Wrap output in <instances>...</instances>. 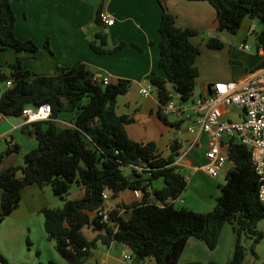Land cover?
Listing matches in <instances>:
<instances>
[{"label": "trees", "instance_id": "1", "mask_svg": "<svg viewBox=\"0 0 264 264\" xmlns=\"http://www.w3.org/2000/svg\"><path fill=\"white\" fill-rule=\"evenodd\" d=\"M216 8V29L237 32L246 16L262 24L257 31L258 46L264 45V0H209ZM159 24L160 56L158 66L149 79L160 101L158 114L163 122L179 126L182 119L171 121L162 104L171 99L186 102L193 98L199 67L196 64L200 48L191 37L197 33L192 26L176 24L165 0ZM16 13L11 0H0V44L18 52L39 50L32 38L16 34ZM108 34L96 32L91 46L98 52H114L121 42L107 47ZM46 46L49 47V41ZM212 47H222L218 35L208 38ZM18 55L7 72L0 60V111L6 115H20L26 105L48 102L51 117L33 121L38 145L25 154L24 163L12 164L0 171V222L19 204L22 188L32 182L51 184L64 200L60 206H44V225L56 248L71 264H92L89 258L98 243H123L137 259L154 257L160 264H178L188 238L195 235L214 248L225 222H236L238 237L233 253L226 264H244L248 246L242 234L252 236L250 249L264 238L258 228L264 219V202L259 198V177L254 167L250 147L237 137H229L228 157L232 162L226 180L219 182L220 194L213 208L201 211L174 202L187 187V176L175 164L181 144L173 140L170 153L164 156L153 140L131 138L126 125L134 121L132 115L119 113L117 98L126 93L131 79L120 77L116 82L97 79L86 62L57 65L54 74L35 72ZM7 80L12 84L8 85ZM171 83V88L168 87ZM179 93L180 95H177ZM72 114V125L60 126L59 113ZM17 146L0 150V162ZM130 167L131 174L125 171ZM163 178L164 184L154 185ZM83 188L80 197L68 196L73 182ZM140 188L142 195L131 201L123 199L109 207L107 201L120 196L125 189ZM108 197H104V193ZM108 208L109 217L101 221L99 209ZM88 226L96 230L93 237L84 232ZM0 262L11 264L0 250ZM49 264H61L51 259ZM184 264H217L214 260H200Z\"/></svg>", "mask_w": 264, "mask_h": 264}, {"label": "crops", "instance_id": "2", "mask_svg": "<svg viewBox=\"0 0 264 264\" xmlns=\"http://www.w3.org/2000/svg\"><path fill=\"white\" fill-rule=\"evenodd\" d=\"M11 1L17 18V36L34 39L40 48L36 52H18L12 47L2 48L0 44V60L6 65V71L11 72L17 56L24 55L26 67L43 74H54L57 65L70 66L81 60L87 63L98 79L108 76L110 81L116 82L120 77L130 78V88L118 96L116 109L119 113L134 117V121L126 125L131 138L155 141L164 156L169 155L173 140H179L181 148L176 161L190 168V172L186 173L187 187L180 196L184 201L179 204L184 203L190 207L187 189L195 171L204 170L201 166L206 160L207 135L199 128L195 132L188 129L191 134L184 141L180 135L181 124H167L160 118V101L155 88L147 96L141 92L142 87L152 84L149 76L153 69H156L158 74L165 75L163 69L158 66L161 39L159 24L163 11L160 0ZM165 5L174 14L178 26L197 28V33L191 37L200 48L196 58L199 75L193 98L209 92L210 84L216 80L243 81L264 67V54L260 52L261 46L257 44L258 21L254 18L246 16L237 32L217 30V11L209 0H165ZM101 10H108L115 16V22L111 26H106L100 21ZM99 31L108 34L107 47L121 42H125L124 45L114 52L94 50L90 42ZM212 35L220 37L224 43L222 47H212L208 44V38ZM47 41L49 47L45 44ZM243 41L251 46L241 47L240 43ZM168 87L171 88V83H168ZM139 96L143 97L142 101L137 98ZM230 115L239 118L241 111L236 110ZM175 120L179 119L171 121ZM56 121L62 127L72 125V114L62 111ZM37 145L38 139L32 122L27 121L23 114L6 115L0 111V150L17 146L0 162V171L12 164L24 163L25 154ZM231 164V161L227 162L225 173ZM153 183L160 187L164 180L160 177ZM1 194L0 187V208ZM82 194L81 184L73 182L68 196L76 198ZM215 196V199L205 205L209 207L196 209L207 211L213 208L217 200V195ZM135 198L132 189H125L119 197L109 199L107 204L110 207L121 199L131 201ZM63 202L51 184L32 182L22 188L18 206L0 222V250L9 258L11 264H49L51 259L61 264H71L58 251L55 241L48 236L41 211L44 206H60ZM259 223L258 228L264 229L259 227ZM236 226V222H225L214 248L209 247L204 239L191 235L178 264L192 260H200L203 263L214 260L217 264H226L236 245ZM242 239L248 246L244 264H259L264 257V238L255 244V253L250 249L252 236L242 234ZM123 246V243L112 242L107 245L99 242L93 252L99 249L101 256L96 258L92 253L89 262L105 264L102 252L108 257L113 249H121ZM102 247H106L105 250ZM136 264L160 263L154 257H149L148 261L145 257L137 259Z\"/></svg>", "mask_w": 264, "mask_h": 264}, {"label": "built area", "instance_id": "3", "mask_svg": "<svg viewBox=\"0 0 264 264\" xmlns=\"http://www.w3.org/2000/svg\"><path fill=\"white\" fill-rule=\"evenodd\" d=\"M99 19L106 26H111L115 22V16L108 10H101ZM240 45L243 48L249 47L244 41ZM260 52L264 54V45L260 47ZM99 80L104 83L110 82L108 76ZM7 84L11 85L12 81L7 80ZM153 88L154 85L151 84L142 87L141 92L147 96L152 93ZM209 88L206 94L186 102L171 99L162 104V110L168 115L175 114L178 119L189 118L190 131L195 132L199 128L206 133V160L201 167L210 175H218L229 161L227 141L229 137L235 136L247 144L251 149L254 167L260 181L259 198L264 202V67L253 72L246 80H216ZM236 110L241 111V116L231 117L230 114ZM22 114L29 122L44 120L51 117L52 107L48 102L36 106L26 105ZM174 163L181 164L178 160ZM132 191L136 198L141 197L140 188H134ZM104 197H108L107 192L104 193ZM173 201L182 203L184 199L178 197ZM97 213L101 216V221L109 217L108 208L99 209ZM131 257L130 254H124L126 259ZM259 264H264V257Z\"/></svg>", "mask_w": 264, "mask_h": 264}, {"label": "rangeland", "instance_id": "4", "mask_svg": "<svg viewBox=\"0 0 264 264\" xmlns=\"http://www.w3.org/2000/svg\"><path fill=\"white\" fill-rule=\"evenodd\" d=\"M257 25H258V30L262 28L261 23L257 22ZM253 38H254V35H253ZM249 45L251 46V44ZM137 98L140 101L143 100V97L141 96ZM188 123H189V118H185V120L181 122L182 133L180 135L184 139V141H186L185 140L186 137H188L191 134V132L188 130ZM179 167L184 174L190 172L189 167H185L183 165H179ZM125 171L128 174H131L130 167H125ZM212 176L213 175L210 176L209 173H206L202 169H198L195 171L192 178L190 179L191 185L187 189L188 203H191L190 207H193V208L195 207V209L209 207L205 205H207L210 200L215 199L216 198L215 195L218 196L220 194L218 183L224 182L226 180V173L223 169L218 175L213 176V177ZM110 207H113V206H110ZM259 227L264 228V219L260 220ZM84 232L89 237H93V235L96 234V230L88 226L84 227ZM102 248L105 250L106 247H102ZM126 253L132 255V257L129 259L124 258V254ZM93 255L96 258H100L101 251L98 249L95 252H93ZM149 257L151 256L146 257L147 261L149 260ZM102 260H104L105 264H136L137 263V258L134 255L133 251L131 250V248H129L126 245L123 246L121 249L120 248L113 249V251L108 255V257H106L105 254L102 252ZM0 264H3V263L0 262Z\"/></svg>", "mask_w": 264, "mask_h": 264}, {"label": "water", "instance_id": "5", "mask_svg": "<svg viewBox=\"0 0 264 264\" xmlns=\"http://www.w3.org/2000/svg\"><path fill=\"white\" fill-rule=\"evenodd\" d=\"M107 30H108V28H107ZM177 95H180L179 93H177ZM180 117V116H179ZM169 118L171 119V120H173V119H177V116L175 115V114H170L169 115Z\"/></svg>", "mask_w": 264, "mask_h": 264}]
</instances>
